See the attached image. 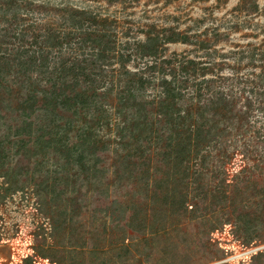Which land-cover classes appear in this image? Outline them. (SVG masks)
Here are the masks:
<instances>
[{
	"label": "trees",
	"instance_id": "obj_1",
	"mask_svg": "<svg viewBox=\"0 0 264 264\" xmlns=\"http://www.w3.org/2000/svg\"><path fill=\"white\" fill-rule=\"evenodd\" d=\"M173 20L130 37L88 8L0 0V104L15 97L32 135L78 174L96 168L90 152L103 147L119 177L117 163L146 165L159 150L193 165L225 167L237 151L245 166L262 162L264 38L234 42L237 24L181 30Z\"/></svg>",
	"mask_w": 264,
	"mask_h": 264
},
{
	"label": "rangeland",
	"instance_id": "obj_2",
	"mask_svg": "<svg viewBox=\"0 0 264 264\" xmlns=\"http://www.w3.org/2000/svg\"><path fill=\"white\" fill-rule=\"evenodd\" d=\"M23 1L112 15L130 37L143 35L141 25L176 18L181 30L204 20L201 30L237 24L234 42L264 38V0ZM4 98L0 264H264V153L262 162L245 166L237 151L219 167L182 162L178 152L169 161L159 150L146 165L117 163L119 177L110 166L115 156L103 147L90 152L96 168L78 174L56 161L64 154L41 142L40 132L32 135L15 97Z\"/></svg>",
	"mask_w": 264,
	"mask_h": 264
},
{
	"label": "water",
	"instance_id": "obj_3",
	"mask_svg": "<svg viewBox=\"0 0 264 264\" xmlns=\"http://www.w3.org/2000/svg\"><path fill=\"white\" fill-rule=\"evenodd\" d=\"M258 250V249H257Z\"/></svg>",
	"mask_w": 264,
	"mask_h": 264
}]
</instances>
